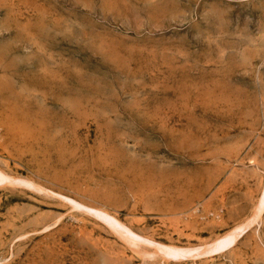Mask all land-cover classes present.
<instances>
[{"label":"rangeland","instance_id":"1","mask_svg":"<svg viewBox=\"0 0 264 264\" xmlns=\"http://www.w3.org/2000/svg\"><path fill=\"white\" fill-rule=\"evenodd\" d=\"M0 264H264V0H0ZM68 197V198H67ZM134 249V250H133Z\"/></svg>","mask_w":264,"mask_h":264},{"label":"bare ground","instance_id":"2","mask_svg":"<svg viewBox=\"0 0 264 264\" xmlns=\"http://www.w3.org/2000/svg\"><path fill=\"white\" fill-rule=\"evenodd\" d=\"M3 182H9L11 184H15L18 186L41 190V188L38 185L34 184L31 180L21 177L13 178L0 170V184H2ZM67 201H70V204H72L73 208L87 211L90 214L102 220L128 246L134 248L136 246H139V243H148L154 247V252L152 253L153 255L161 256L164 260H168V261L170 260L178 261L186 257L196 258V257L209 256V255L221 253L224 250H226L228 247L233 245L235 241L238 238H240L252 224L257 222V219L264 210V184L261 189V193L259 195L256 207L249 219L240 223L231 231L227 232L222 236L217 237L211 242H208L206 244L196 245L193 247H187V246L183 247L172 244L158 243L148 238H144L140 236L137 232L135 233L133 230H131V228H129L127 225H125L123 222L118 220L115 216L111 215L107 211L88 207L76 201L75 199L72 200L68 198Z\"/></svg>","mask_w":264,"mask_h":264}]
</instances>
